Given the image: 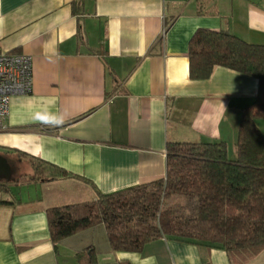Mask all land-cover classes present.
<instances>
[{"label":"crops","instance_id":"1","mask_svg":"<svg viewBox=\"0 0 264 264\" xmlns=\"http://www.w3.org/2000/svg\"><path fill=\"white\" fill-rule=\"evenodd\" d=\"M199 28L264 45V0H0V52L30 55L33 77L30 93L10 99L0 154L19 168L13 179L33 174L18 153L76 175L0 189V264H231L223 249L176 239L114 251L103 224L54 247L46 218L50 207L163 178L168 142L220 140L235 157L258 81L223 66L191 79ZM52 101L59 127L32 118ZM247 264H264V251Z\"/></svg>","mask_w":264,"mask_h":264},{"label":"trees","instance_id":"2","mask_svg":"<svg viewBox=\"0 0 264 264\" xmlns=\"http://www.w3.org/2000/svg\"><path fill=\"white\" fill-rule=\"evenodd\" d=\"M188 58L194 80L223 66L258 81L253 102L242 109L235 157L228 156L220 140L168 142L163 178L48 208L54 247L65 237L103 224L114 251L139 253L158 238L223 249L231 264H247L264 251V133L257 124L264 120V45L228 31L199 28L189 41ZM18 155L30 162L33 174L0 178V189L18 181L76 176L37 157ZM174 195L190 203L186 212L181 203L165 205ZM88 252L91 262L93 252ZM83 256L77 254L78 259Z\"/></svg>","mask_w":264,"mask_h":264},{"label":"built area","instance_id":"3","mask_svg":"<svg viewBox=\"0 0 264 264\" xmlns=\"http://www.w3.org/2000/svg\"><path fill=\"white\" fill-rule=\"evenodd\" d=\"M32 80L30 55L0 52V130L4 128L11 97L30 93Z\"/></svg>","mask_w":264,"mask_h":264},{"label":"clouds","instance_id":"4","mask_svg":"<svg viewBox=\"0 0 264 264\" xmlns=\"http://www.w3.org/2000/svg\"><path fill=\"white\" fill-rule=\"evenodd\" d=\"M53 107H55V101H52L50 105H44L41 110L33 114V120L51 127L63 125L65 122V115L59 111H52L51 109Z\"/></svg>","mask_w":264,"mask_h":264},{"label":"rangeland","instance_id":"5","mask_svg":"<svg viewBox=\"0 0 264 264\" xmlns=\"http://www.w3.org/2000/svg\"><path fill=\"white\" fill-rule=\"evenodd\" d=\"M259 125H260V129H261L262 133H264V121H261L259 123ZM23 163H25V162H23ZM29 164H30V162H29ZM30 166H31V164H30ZM18 170H19V168L16 169V167H15L14 171L11 172V175L14 176V177L17 176L19 174V171ZM164 203H165V205H171V204H174V203H181L183 205V208L185 209L184 212H186V209L189 208L188 206L190 204L183 197H181V196H175V195L174 196H171L169 198H166Z\"/></svg>","mask_w":264,"mask_h":264},{"label":"water","instance_id":"6","mask_svg":"<svg viewBox=\"0 0 264 264\" xmlns=\"http://www.w3.org/2000/svg\"><path fill=\"white\" fill-rule=\"evenodd\" d=\"M11 175V166L5 156L0 154V176L8 178Z\"/></svg>","mask_w":264,"mask_h":264},{"label":"flooded vegetation","instance_id":"7","mask_svg":"<svg viewBox=\"0 0 264 264\" xmlns=\"http://www.w3.org/2000/svg\"><path fill=\"white\" fill-rule=\"evenodd\" d=\"M9 178H12V175H10ZM12 179H13V178H12Z\"/></svg>","mask_w":264,"mask_h":264}]
</instances>
